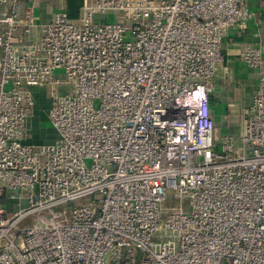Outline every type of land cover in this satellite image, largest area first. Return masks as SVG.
Segmentation results:
<instances>
[{"label": "built area", "instance_id": "2783aa9c", "mask_svg": "<svg viewBox=\"0 0 264 264\" xmlns=\"http://www.w3.org/2000/svg\"><path fill=\"white\" fill-rule=\"evenodd\" d=\"M40 1L0 0V264H264L257 45L240 53L258 80L239 148L225 133L217 149L210 113L245 0H84L47 22ZM34 88L49 144L28 141Z\"/></svg>", "mask_w": 264, "mask_h": 264}, {"label": "crops", "instance_id": "0c3cea01", "mask_svg": "<svg viewBox=\"0 0 264 264\" xmlns=\"http://www.w3.org/2000/svg\"><path fill=\"white\" fill-rule=\"evenodd\" d=\"M83 2L84 0H42L38 4V17L43 22L49 21L58 10L55 5L63 6L67 15L75 17ZM245 4L251 13L250 17L243 27H230L224 36L221 44L222 61L216 71L214 89L210 94V113L215 121V129L226 128L227 133L234 136L241 130L237 125L238 115L231 114L229 107L239 103L248 109L258 80L257 71L241 61L240 53L245 45L253 44L260 48L264 58V0H245ZM40 90L45 91V88H34L33 92L36 94Z\"/></svg>", "mask_w": 264, "mask_h": 264}, {"label": "rangeland", "instance_id": "374dc122", "mask_svg": "<svg viewBox=\"0 0 264 264\" xmlns=\"http://www.w3.org/2000/svg\"><path fill=\"white\" fill-rule=\"evenodd\" d=\"M55 6H58V5H55ZM35 15L36 16L39 15L38 8L35 10ZM109 16H111V15H108V18H109ZM77 17H78V14L75 15V17L71 16L69 14L67 15V18L71 21H76ZM96 20H98V18ZM109 21H111L110 18H109ZM57 72H59V71H57ZM34 96H35V106H33V108H32V111L30 113V118H28L26 121L27 129H28V132L30 134L28 141L32 144H49V143L53 142L54 139H56V137H57V134H56L54 128L52 127L51 122L47 116V109H48L47 107L49 105V99H48L46 91H43V90H40V92H36V94H34ZM217 108L221 109L218 106H217ZM223 110L224 109L222 108V111ZM229 111L231 112V114L238 115L237 125L239 124V128L241 130L243 122H244L246 116L248 115L247 107L244 108L243 106H241L238 103L237 106L229 107ZM227 132L228 131L226 128L219 127L217 129H215V135L217 134L216 139L218 141V145H217L218 150L221 149V142L222 141L220 140V137ZM235 132L237 133V130ZM239 135H240V131H239V133H237L234 136L235 137V139H234V147L235 148H239L242 145V142L240 140ZM86 163L89 164V161L86 160ZM90 201H91L90 199H84L82 201V203H89ZM170 201H171V195L168 194V201L164 204V206H167ZM8 204L11 206V208H13L12 202H9ZM21 205L25 206L24 202H22ZM32 218H33V215L26 216L20 225H23V226L29 225Z\"/></svg>", "mask_w": 264, "mask_h": 264}]
</instances>
